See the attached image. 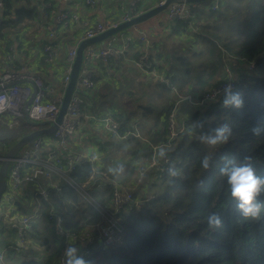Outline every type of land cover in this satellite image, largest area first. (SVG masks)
Returning <instances> with one entry per match:
<instances>
[{
  "label": "trees",
  "instance_id": "1",
  "mask_svg": "<svg viewBox=\"0 0 264 264\" xmlns=\"http://www.w3.org/2000/svg\"><path fill=\"white\" fill-rule=\"evenodd\" d=\"M47 1L2 0L0 41L8 40L9 34H16L21 27L40 20V7ZM136 9L147 7L140 2ZM192 12L197 25L195 31L181 20L167 18L162 22L169 27L168 34L177 39V50L169 56L166 53L164 59L155 47L148 51L149 62L159 72L165 69L163 73L173 88L134 65L132 60L144 51L138 37L128 40L125 58L111 56L106 62L92 63L90 72L94 86L84 93L86 112L101 115L109 111L118 120L120 133L136 130L139 136L128 134L117 139L110 135L106 142L97 144L100 159L95 172L86 161L69 172V177L78 183L99 173L107 175L106 181L88 189L89 197L79 195L64 181L61 193L51 190L46 200L40 197L43 221L32 223L26 240L34 245L39 241L42 256L38 258L39 251H34L27 257L23 246L8 253L10 264H57L63 239L55 234L54 222L46 212L54 208L62 217L63 227L71 231L99 223L100 210L107 207L112 194L109 181L127 183L132 180L138 166L150 159L152 146L165 140L168 116L177 93L197 95L216 86L224 79L225 64L232 69L236 80L233 92L241 93L243 106L225 107L224 95L198 107L181 103L175 116L179 124L183 122L182 131L173 139L169 153L177 175H169L168 170L160 175L154 169L149 170L142 182L144 192H134L135 202L118 215L122 224L118 239L107 245H89L91 253L84 258L91 264H264V208L258 220L242 216L220 174V168L232 161L251 163L255 173L264 177V0H220L215 9L208 1L196 2ZM195 39H199L198 47ZM49 43V39L43 40L40 48L43 50ZM223 51L227 53L225 56ZM230 55L245 60L229 59ZM250 61L253 65H249ZM124 62L132 72L130 82L124 80L120 86L119 79L108 72L115 73L113 71L120 69ZM105 75L108 80H104ZM138 87L142 88L141 92L136 91ZM142 98L143 102H139ZM225 122L232 128L226 143L212 147L201 142V136L214 134V129ZM30 124L24 118L21 127ZM254 128L258 130L256 133ZM31 130L24 127L10 138L0 140V157ZM48 137L52 138V134ZM205 156L210 158L208 169L201 167ZM245 157H250V161H245ZM120 164L124 165L122 173L109 171ZM149 176L151 178L147 179ZM147 184L149 190L145 191ZM152 188L156 190L150 193ZM258 201L264 204V192ZM17 204L18 210L28 211ZM211 213L222 217V229L208 227L207 217ZM39 224L48 232L42 239H38ZM2 233L1 242H13L15 230L3 228Z\"/></svg>",
  "mask_w": 264,
  "mask_h": 264
},
{
  "label": "built area",
  "instance_id": "2",
  "mask_svg": "<svg viewBox=\"0 0 264 264\" xmlns=\"http://www.w3.org/2000/svg\"><path fill=\"white\" fill-rule=\"evenodd\" d=\"M85 4L93 6L96 0H83ZM138 0H133L127 9H123L122 13L111 20L97 21L95 23H85L84 28L78 41L72 44L67 51L64 71L60 79V85L56 86L45 82L42 77L29 72L16 71L14 68H7L0 73V116H5L8 128H16L22 124L25 118L30 123H40L49 125L55 121L63 93L70 78V71L73 59L76 54L77 45L84 39L94 37L107 29L117 26L120 22L127 21L133 16L140 13L136 9ZM165 0H160L158 4H163ZM211 4V8L215 9L219 5L220 0H207ZM2 0H0V7ZM195 2H186L178 0L170 2L164 9L166 16L172 20H181L195 30L197 25L193 21L192 9ZM70 16L69 12L61 13L57 21L60 24H66V20ZM47 29H49L47 27ZM119 34V35H117ZM113 35L105 46L98 47L95 44L87 45L83 50L82 62L78 72L77 80L73 91L69 97L65 114L52 133V138L44 140L43 136L25 145L12 159L10 168L7 173L6 186L0 196V221L3 223L2 229L15 230L13 242H9L0 247V264H10L8 262V253L11 250H19L26 242V232L32 229V223L43 217L42 204L40 197L45 200L49 191L57 193L62 192V181L70 185L81 196L89 197L87 191L94 184L100 181H106L105 173L97 174V177H91L83 182L73 181L69 177V172L80 162H88L91 164L93 171L98 168V158L96 154H88L83 151H75L71 148V137L74 132L82 125L85 118H90L100 123L111 136L117 139H123L128 134L139 136L134 130H127L120 133V124L111 112H105L101 115L95 113L88 114L86 112V100L84 93L94 86L90 67L94 61L106 62L111 56H121L125 58L124 51L128 48L129 41L119 32ZM49 40L54 38V32L49 31ZM139 40L146 46H151L146 36L140 35ZM52 41H50L51 43ZM46 44L43 48L45 52V61L53 62L57 50L55 44ZM119 43L118 45H116ZM224 56L227 54L225 51ZM231 56V55H230ZM148 51H143L136 59L132 60L134 65L144 74L152 76L159 82H164L173 88L168 77L163 72H159L148 60ZM245 60L242 57L231 56L229 59ZM8 59H13V55L9 54ZM253 65V61L249 62ZM27 84H22L26 82ZM29 82V84H28ZM231 83L232 90L235 89L236 80L231 67L228 64L224 66V79L216 86L209 90L193 95L178 94L173 109L168 116L167 135L165 140L152 146L150 159L138 166L136 177L127 183L117 181H109L112 184V194L106 208L101 209V220L94 226L83 228L79 231H71L63 227L62 217L54 208H50L46 214L49 219L53 220L54 232L63 239L61 252L57 259V264H63V252L65 248L72 244L80 249V255L88 256L91 253L89 245L93 243H101L107 245L118 239L119 233L122 231V224L118 215L126 206L135 202L133 193L139 185L142 184L144 176L149 170L158 171V175L165 170L172 168L173 163L168 155L167 159H161L156 162V150L160 146L171 147L175 136L182 131V124H179L175 110L183 102H187L189 106H202L204 103L215 100L223 95V88ZM34 89V95L29 103L28 108L24 107L25 101ZM220 90L219 95H215ZM58 91H61L60 93ZM176 91V90H175ZM183 123V122H182ZM2 156L0 157V161ZM27 191V194H26ZM26 196L28 203L25 208L27 212L18 210L17 202L24 206L25 204L18 197ZM137 202V201H136ZM95 203V202H94ZM6 233V231H5Z\"/></svg>",
  "mask_w": 264,
  "mask_h": 264
},
{
  "label": "crops",
  "instance_id": "3",
  "mask_svg": "<svg viewBox=\"0 0 264 264\" xmlns=\"http://www.w3.org/2000/svg\"><path fill=\"white\" fill-rule=\"evenodd\" d=\"M159 1L160 0H138L136 5L141 2V5L148 9L157 5ZM132 2L133 0H96L93 6H89L85 4L83 0L47 1L43 5L44 7L42 6L43 8L40 7L42 10L40 20H35L21 27L16 34H9V43L8 40L0 41V73L7 68H14L17 69L16 71L33 73L42 77L45 82L59 86L62 72L65 67L68 48L78 41V37L83 31L84 24L116 18L122 13L123 9H127ZM45 7L48 8V10L44 11ZM144 10L140 9L139 12ZM64 12H69L70 16L66 20V24H60L57 18ZM167 18L164 10L146 21L126 29L122 32V36L131 41H134L137 37L139 38L140 35L146 36L153 46L144 45L142 50L150 51L152 48L154 50L155 47L156 50L162 52L164 59L166 53L169 56L174 52L173 50H177L179 47L177 39L174 38L175 36L173 37V35L168 34L169 27L162 23L169 19ZM47 27L49 29H47ZM195 30H197V28ZM49 31L54 32V38L50 39V41L54 42L57 50V55L53 62L45 61L44 52L40 48V43L45 39H49ZM183 39H185V37ZM109 40L110 39L105 38L94 44L98 47H102L105 46ZM118 44L119 43L116 45ZM194 44L198 47L200 45L199 40L195 39ZM9 54L13 55V59H8ZM127 64V62L121 63L120 69L114 70L113 72L115 73L108 72V74H112V76L118 78L119 80L117 83L119 81L124 82V80L130 82L128 78H130V73L132 71ZM163 65L165 67V63ZM163 72L165 73L164 68ZM107 77L108 75H105L104 80H108ZM22 84H27V81L22 82ZM58 92L60 93L61 91ZM89 119L90 118H85L82 125L74 132L75 134L71 137V148L75 151L96 154L98 158L100 155L98 151H96L97 144L99 142H106L111 136L101 127L99 122L100 129L95 126V124H97L95 120ZM6 122V117L0 116V140L5 139L4 137L12 132L16 134V132H19L21 129L22 124L11 129L7 127L5 124ZM142 191L143 185H139L135 192Z\"/></svg>",
  "mask_w": 264,
  "mask_h": 264
},
{
  "label": "clouds",
  "instance_id": "4",
  "mask_svg": "<svg viewBox=\"0 0 264 264\" xmlns=\"http://www.w3.org/2000/svg\"><path fill=\"white\" fill-rule=\"evenodd\" d=\"M220 90H217L215 95H219ZM223 105L225 107L231 105L235 108L243 106V100L240 92H233L232 84L229 83L223 88ZM258 130L253 129L256 133ZM232 134V128L228 123H223L221 126L214 129V134L201 136V142L209 146L215 147L224 144L229 140ZM171 148L168 146H160L156 150V162L159 163L161 159H167ZM209 157L205 156L201 160V167L209 168ZM250 157H245V161H250ZM230 164L231 166H228ZM124 171V165L120 164L116 169L109 171ZM169 175L175 176L177 172L173 168H169ZM220 174L225 178L226 184L229 186L231 197L236 201V208L244 217L258 220L261 217L262 208L264 204L258 201L259 195L264 192V177L258 176L255 173L251 163L232 162L220 168ZM207 225L210 229L219 230L223 228L224 221L217 213H211L207 217ZM63 264H91L80 255V249L75 245H68L63 252Z\"/></svg>",
  "mask_w": 264,
  "mask_h": 264
},
{
  "label": "water",
  "instance_id": "5",
  "mask_svg": "<svg viewBox=\"0 0 264 264\" xmlns=\"http://www.w3.org/2000/svg\"><path fill=\"white\" fill-rule=\"evenodd\" d=\"M178 0H165L163 4H157L153 7H150L137 15L133 16L127 21L120 22L117 26L112 27L110 29L105 30L102 33H99L98 35L87 38L82 40L76 48V54L72 62L71 71H70V78L68 81V84L65 88V91L63 93L61 104L59 108L58 115L52 123L45 126V124H38V127L35 129H32L27 134L21 136L12 146H10L4 155L2 156V159L0 161V196L6 186V178L7 173L11 165V161L13 158H15L19 151L27 144L31 143L32 141L38 139L39 137L45 136V135H51L55 129L60 124L68 104L69 97L73 91L74 85L77 80L78 72L80 69V65L82 62V56H83V50L87 45L94 44L95 42H98L100 40H103L105 38H111L113 35L123 32V30H126L132 26H135L143 21H146L147 19L155 16L156 14L164 11L167 4L170 2H174ZM186 2H204L207 0H185ZM34 95V89L31 92V94L28 96V98L25 101L24 107L27 109L29 106V103Z\"/></svg>",
  "mask_w": 264,
  "mask_h": 264
},
{
  "label": "rangeland",
  "instance_id": "6",
  "mask_svg": "<svg viewBox=\"0 0 264 264\" xmlns=\"http://www.w3.org/2000/svg\"><path fill=\"white\" fill-rule=\"evenodd\" d=\"M228 30H231V29H228ZM123 31H125V30H123ZM229 33H230V35H233V33L231 32V31H229ZM199 40V39H198ZM222 76V75H221ZM118 85H120V86H122L123 85V82L122 81H119L118 82ZM136 91H138V92H141L142 91V88L141 87H138L137 88V90ZM143 98L142 99H140V101L139 102H143ZM134 104V103H133ZM133 104H131V106H132V108H133ZM89 120H92V119H89ZM95 122H97V121H95ZM30 123V122H29ZM181 124H182V122H181ZM95 126H97V128H99L100 129V125H99V123L97 122V124H95ZM24 127H26L27 129L29 128V129H35V128H37L38 127V125H37V123H31L30 125H26V126H22L21 127V129L22 128H24ZM16 133H18V132H16ZM12 134H15V132H12L11 134H8V135H6L4 138H9ZM75 134V133H74ZM109 135V134H108ZM47 135H45V136H43V139L44 140H48V139H50L48 136L46 137ZM46 137V138H45ZM85 144H86V142H85ZM5 150H1V152L3 153ZM100 159V157H98V160ZM116 160L118 159V158H115ZM136 177V174H135V176L133 177V178H135ZM149 178H151L150 176L147 178V179H149ZM151 181V180H150ZM150 181H148V182H150ZM142 185H145L144 183L142 184ZM141 185V186H142ZM146 189H145V191L146 190H149V187H148V184L146 185V187H145ZM156 190V188H152V189H150V193H152L153 191H155ZM18 197H19V199H21L22 200V202L25 204L24 205V207L27 205V203H28V200H27V198H26V196H23V195H19L18 194ZM127 209V208H126ZM126 211V210H125ZM100 215H101V210H100ZM39 221H43L42 220V217H41V219H39L38 220V222ZM2 226H3V223L0 221V232H1V228H2ZM39 230H40V234H39V238L38 239H42L43 237H45V236H47V234H48V232L47 231H45L44 230V227H43V225H41V224H39ZM0 238H1V236H0ZM38 243V245H34L33 243H31L29 240H26V242L24 243V248L26 249V250H24V254L27 256V257H29V256H32L33 255V253H34V251H39V257L38 258H41L40 256H42L41 255V253H42V251H43V247L42 246H40V244H39V241L37 242ZM5 245V243L4 242H1L0 241V247H2V246H4ZM28 247H31L32 249H28ZM20 249V248H19ZM30 250H32V251H30ZM16 259V258H15Z\"/></svg>",
  "mask_w": 264,
  "mask_h": 264
}]
</instances>
